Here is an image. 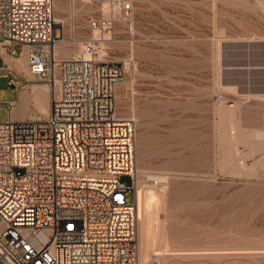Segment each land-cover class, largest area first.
I'll return each mask as SVG.
<instances>
[{
    "label": "rangeland",
    "instance_id": "374dc122",
    "mask_svg": "<svg viewBox=\"0 0 264 264\" xmlns=\"http://www.w3.org/2000/svg\"><path fill=\"white\" fill-rule=\"evenodd\" d=\"M126 1L130 19L114 15L98 34L88 21L110 16L105 0H54L58 55L95 37L122 67L116 113L136 124L143 203L161 201L152 248L172 254L152 261L264 264L263 153L250 138L261 132L264 144V102L247 97L264 94V0ZM12 94L0 80V95ZM139 236L141 247L140 225Z\"/></svg>",
    "mask_w": 264,
    "mask_h": 264
},
{
    "label": "built area",
    "instance_id": "2783aa9c",
    "mask_svg": "<svg viewBox=\"0 0 264 264\" xmlns=\"http://www.w3.org/2000/svg\"><path fill=\"white\" fill-rule=\"evenodd\" d=\"M105 1L110 16L88 21L98 34L132 12ZM0 41L29 72L0 69L7 86L49 92L46 117L0 121V264H140L136 124L116 113L122 67L95 37L59 57L54 0H0Z\"/></svg>",
    "mask_w": 264,
    "mask_h": 264
},
{
    "label": "crops",
    "instance_id": "0c3cea01",
    "mask_svg": "<svg viewBox=\"0 0 264 264\" xmlns=\"http://www.w3.org/2000/svg\"><path fill=\"white\" fill-rule=\"evenodd\" d=\"M59 52V47H58ZM71 56V53L62 54L60 57ZM19 60V61H18ZM21 60V63H20ZM0 69H4L10 73H18L21 76L29 78V72L26 65V59L23 56H13L9 50L2 45L0 41ZM0 80H7L5 75H0ZM7 85V84H6ZM15 89V87L10 86ZM248 94V100L256 98L264 102V94ZM263 95V96H261ZM0 102L7 103V107L2 110L7 111V119L12 120H32L44 118L49 113L48 89L43 84H31L26 89L16 90V94L10 96H1ZM264 116V115H263Z\"/></svg>",
    "mask_w": 264,
    "mask_h": 264
},
{
    "label": "bare ground",
    "instance_id": "6f19581e",
    "mask_svg": "<svg viewBox=\"0 0 264 264\" xmlns=\"http://www.w3.org/2000/svg\"><path fill=\"white\" fill-rule=\"evenodd\" d=\"M108 10L109 9H108V6H107V11ZM108 13H109V11H108ZM56 17H55L56 22L59 24V21H61V19L58 16H56ZM104 35H105L104 38L105 37L107 38L109 36V33H106ZM109 38H107V39H109ZM59 46H60V44L56 46V53L57 54H58V47ZM72 55H77V54H71V56ZM20 63H21V60H20ZM261 96H263V95H261ZM259 98H261V97L259 96ZM261 136H262V133L261 132H255L254 135L252 137H250V138L252 139L254 137V139H255V140H252V143H254V149L256 151H260L261 153H263L262 154V157L260 158V166H261L262 169H264V144L261 141V138H263ZM135 190H136L137 201H138L137 202V204H138V211H139V215H140L139 225H140V233H141V247H140V240H139V262H140V264H149L153 259L154 260L155 259L157 260L158 257L163 256V255L165 256L167 254L170 255L171 253H165V252L159 251L160 249L157 250V249L152 248V246L154 247V243H156V242H154V238H155V234H156L155 231L158 228L157 227L158 224L157 223H156L157 225L154 224L155 222H154L152 207H153V204H157L159 202L158 201L159 200L158 195L155 196L154 194H151V196H149V198L147 200L148 203H147V206H146L143 203V201H142V192L141 191H143V190H141V188L138 186V183L137 182H136V188H135ZM149 195H150V193H149ZM160 200H161V198H160ZM162 201H163V199H162ZM155 219L157 220V218H155ZM139 238H140V236H139Z\"/></svg>",
    "mask_w": 264,
    "mask_h": 264
}]
</instances>
